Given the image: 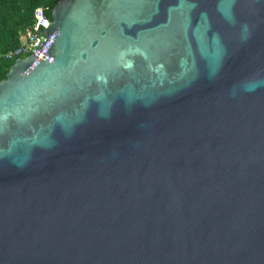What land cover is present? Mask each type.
Masks as SVG:
<instances>
[{
	"label": "water",
	"instance_id": "1",
	"mask_svg": "<svg viewBox=\"0 0 264 264\" xmlns=\"http://www.w3.org/2000/svg\"><path fill=\"white\" fill-rule=\"evenodd\" d=\"M50 19L0 80V264H264V0Z\"/></svg>",
	"mask_w": 264,
	"mask_h": 264
},
{
	"label": "trees",
	"instance_id": "2",
	"mask_svg": "<svg viewBox=\"0 0 264 264\" xmlns=\"http://www.w3.org/2000/svg\"><path fill=\"white\" fill-rule=\"evenodd\" d=\"M59 0H0V80L5 78L14 60H7L4 54L21 45L23 32L33 27L34 11L42 8L45 16L50 14Z\"/></svg>",
	"mask_w": 264,
	"mask_h": 264
},
{
	"label": "built area",
	"instance_id": "3",
	"mask_svg": "<svg viewBox=\"0 0 264 264\" xmlns=\"http://www.w3.org/2000/svg\"><path fill=\"white\" fill-rule=\"evenodd\" d=\"M34 19L33 27L26 29L21 35V45L7 51L4 54L5 59L15 60L33 54L37 60L52 61V57H50L43 48L38 50L46 40L43 28L51 19L45 16L42 8L35 9Z\"/></svg>",
	"mask_w": 264,
	"mask_h": 264
}]
</instances>
